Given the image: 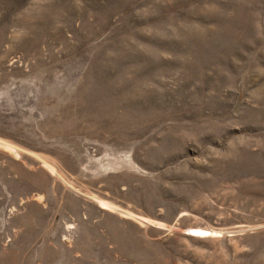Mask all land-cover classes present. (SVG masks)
Segmentation results:
<instances>
[{
    "label": "rangeland",
    "instance_id": "1",
    "mask_svg": "<svg viewBox=\"0 0 264 264\" xmlns=\"http://www.w3.org/2000/svg\"><path fill=\"white\" fill-rule=\"evenodd\" d=\"M0 264H264V0H0Z\"/></svg>",
    "mask_w": 264,
    "mask_h": 264
}]
</instances>
